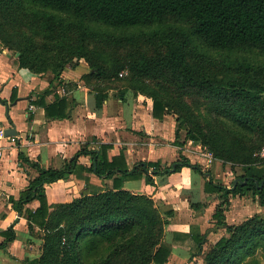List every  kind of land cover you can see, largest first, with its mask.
<instances>
[{"label": "trees", "instance_id": "1", "mask_svg": "<svg viewBox=\"0 0 264 264\" xmlns=\"http://www.w3.org/2000/svg\"><path fill=\"white\" fill-rule=\"evenodd\" d=\"M170 21L178 23L176 35L164 28ZM100 25H160L153 33L162 34V43L157 45L161 50L151 56L138 49L127 55V66L118 58L115 65L107 66L100 58V33L105 34ZM0 42L17 55L19 67L38 74L51 72L54 79H61L74 59H86L91 71L84 77L97 90L99 106L107 97L106 85L100 81L114 84L113 80L130 77L127 86L135 95L153 99L155 117L175 115L174 144L181 148L187 139L201 141L216 159L242 166L244 173L236 177L241 180L230 186L206 176L205 190L220 199L213 213L215 224L226 231L207 250L204 235L197 236L195 254H204L203 264H263L257 255L264 254V216L255 213L230 224L226 210L232 196L249 191L264 203V157L260 155L264 149V61L248 56L256 50L264 54V0H0ZM124 69L128 74L120 76ZM152 82L157 87H151ZM188 99L207 105L211 125L191 109ZM37 103L45 107L48 117L68 115L65 97ZM180 124L186 127L183 140H179ZM110 147L87 142L59 168L44 167L19 151V158L35 168L37 175L10 203L17 212L26 213L32 234L39 227L43 240L40 253L27 256L24 264L168 261L171 245L164 234L173 210L162 211L151 195L124 188V181L145 177L154 185L155 176L184 166L204 175L210 171L181 150L179 159L169 165L140 160L130 167L124 149L110 157ZM82 156L90 157L89 166L80 161ZM83 170L112 179V186L82 193L69 202H49L48 184ZM34 200L39 201L36 208L29 206ZM202 205L206 204H192L195 208ZM14 225L2 233L0 248L7 249L16 238Z\"/></svg>", "mask_w": 264, "mask_h": 264}, {"label": "crops", "instance_id": "2", "mask_svg": "<svg viewBox=\"0 0 264 264\" xmlns=\"http://www.w3.org/2000/svg\"><path fill=\"white\" fill-rule=\"evenodd\" d=\"M16 59L17 55L0 42V129L15 127L17 131L12 135L14 140L11 135L0 139V242L5 238L2 233L11 224H15L16 231V238L7 249L0 248V264H24L27 256L40 253L43 241L30 231L26 213L17 212L10 203V198H19L22 189L37 175L35 168L19 158L20 150L42 166L55 168L61 167L65 159L73 157L87 142L91 146L111 145L110 157L124 149L130 167L140 160H160L163 166L169 165L179 159L180 150L186 155L184 146L174 144L175 115L167 113L161 119L155 117L151 97L142 93L135 95L128 86L114 85L104 88L107 97L99 106L97 90L84 77L91 71L86 59H74L65 67L61 79H54L51 72L38 74L19 67ZM100 83L101 86L109 84ZM48 87L50 91L45 92ZM61 97L68 100V115L64 118L48 117L45 107L37 103L40 100L52 103ZM80 161L86 166L91 163L89 156H82ZM207 168L203 170L211 173L204 175L184 166L180 171L155 176L154 185L147 183L145 177L124 181V188L149 194L159 205L173 210L164 234L165 242L171 245L165 264H203L204 254H195V238L204 235L203 248L207 250V246L225 234V228L217 227L213 218L220 199L204 188L208 175L217 182L218 162ZM112 183V179L83 170L46 188L49 202L59 203L72 201L82 193L106 189ZM230 201L226 210L230 224L255 213L264 216V209L252 207L245 196H232ZM194 203L206 205L195 208ZM38 205V200L29 204L32 208ZM35 231L40 235L38 226ZM32 243L38 246L36 253L30 248Z\"/></svg>", "mask_w": 264, "mask_h": 264}, {"label": "rangeland", "instance_id": "3", "mask_svg": "<svg viewBox=\"0 0 264 264\" xmlns=\"http://www.w3.org/2000/svg\"><path fill=\"white\" fill-rule=\"evenodd\" d=\"M98 26V25H97ZM178 23L174 21L168 22V24L164 27L169 34H175L177 30ZM105 34L100 33L103 37L100 38V58L106 63L108 66L115 65V59L118 58L121 60V63H125L127 66L128 59L127 55L133 51H137L138 49L144 50L148 55H155V53L161 50L160 46H157L162 43V34L156 33L154 34L155 28L160 30V25H155L153 27H127V28H113L107 27L104 25L99 26ZM100 29L97 32L101 31ZM164 33V32H163ZM176 35V34H175ZM135 41V42H133ZM221 53L217 54V57H220ZM252 60L260 59L264 61V54L259 51H254L248 55ZM130 77L113 80L114 84H107L105 88L117 85L118 87L127 86L129 83ZM151 87H157L155 82H152ZM188 104L191 109L196 112L203 120V122L207 125L212 124V115L209 112L207 105L203 103V101L198 99H188ZM178 125V122H177ZM186 136V127L181 126L180 124V132H179V140H183ZM202 147V148H200ZM204 147L207 148L201 141H195L191 139H187L186 144L184 145L186 156L188 155L193 161V163H198L202 169H208L206 167V161L204 156L201 154V150L204 151ZM185 155V154H184ZM213 164L219 167V175L217 176V182L225 183L227 185H232L233 180L236 179L238 175L244 173V169L239 164H233L232 162H224L215 158ZM207 171V170H206ZM231 176V178H230ZM233 176V178H232ZM235 178V179H234ZM246 199L249 200V204L253 207H259L264 209V203L261 202L259 195H254L251 191L245 193ZM63 200V199H62ZM65 200V199H64ZM254 202V204L252 203ZM158 207L163 211L166 210V207L159 205L156 202ZM252 211V210H251ZM252 214V213H251ZM41 231V230H40ZM34 237L38 238L41 235H38L36 231H34ZM30 246L32 250H38V246L34 243ZM211 245L207 246L208 248ZM258 259L264 264V254L259 253L257 255Z\"/></svg>", "mask_w": 264, "mask_h": 264}, {"label": "built area", "instance_id": "4", "mask_svg": "<svg viewBox=\"0 0 264 264\" xmlns=\"http://www.w3.org/2000/svg\"><path fill=\"white\" fill-rule=\"evenodd\" d=\"M128 74V70L127 69H124L120 72V76H125ZM6 137V132L3 128L0 129V139L2 138H5ZM11 139L14 140L15 139V136H12L11 135ZM202 148V147H200ZM201 154L204 156L205 158V161H206V167H210L212 165V163L214 162L215 160V157L213 155V153L208 149V148H205L204 147V151L201 150ZM0 155H2V151H0ZM260 155L262 157H264V149L263 151L260 153Z\"/></svg>", "mask_w": 264, "mask_h": 264}, {"label": "water", "instance_id": "5", "mask_svg": "<svg viewBox=\"0 0 264 264\" xmlns=\"http://www.w3.org/2000/svg\"><path fill=\"white\" fill-rule=\"evenodd\" d=\"M5 132H6V135H16L17 134V131H16L15 127L9 128V129L5 130ZM235 180H236L235 182H237V181H240L241 178L238 177ZM246 181H247V178H245L243 180V182H246Z\"/></svg>", "mask_w": 264, "mask_h": 264}]
</instances>
